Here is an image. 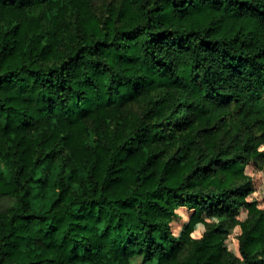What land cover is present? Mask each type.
I'll use <instances>...</instances> for the list:
<instances>
[{
	"label": "trees",
	"instance_id": "obj_1",
	"mask_svg": "<svg viewBox=\"0 0 264 264\" xmlns=\"http://www.w3.org/2000/svg\"><path fill=\"white\" fill-rule=\"evenodd\" d=\"M112 2L0 0V264H264V0Z\"/></svg>",
	"mask_w": 264,
	"mask_h": 264
},
{
	"label": "rangeland",
	"instance_id": "obj_2",
	"mask_svg": "<svg viewBox=\"0 0 264 264\" xmlns=\"http://www.w3.org/2000/svg\"><path fill=\"white\" fill-rule=\"evenodd\" d=\"M112 0H93L94 9L97 13L100 14H106L107 13V7L112 4ZM259 180L262 182V187H264V181L259 178ZM14 203L13 197L5 196L0 198V210L7 208L11 204ZM238 233V229H235L232 231V233L229 235L227 239V246L235 252L236 249V239L235 236ZM190 253V250L188 247L184 248L183 256H187ZM132 264H158L156 260H152L150 262H144L141 257L139 256H132L130 258Z\"/></svg>",
	"mask_w": 264,
	"mask_h": 264
}]
</instances>
